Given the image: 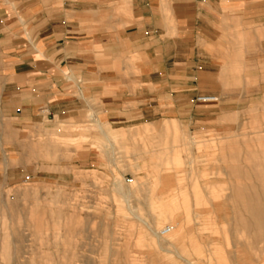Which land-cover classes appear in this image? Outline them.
I'll return each mask as SVG.
<instances>
[{
  "label": "rangeland",
  "instance_id": "1",
  "mask_svg": "<svg viewBox=\"0 0 264 264\" xmlns=\"http://www.w3.org/2000/svg\"><path fill=\"white\" fill-rule=\"evenodd\" d=\"M228 54L188 104L109 122L78 94L4 137L0 264H264V60Z\"/></svg>",
  "mask_w": 264,
  "mask_h": 264
},
{
  "label": "crops",
  "instance_id": "2",
  "mask_svg": "<svg viewBox=\"0 0 264 264\" xmlns=\"http://www.w3.org/2000/svg\"><path fill=\"white\" fill-rule=\"evenodd\" d=\"M223 47L231 64L264 60V0H0V143L78 94L109 122L188 104L196 65Z\"/></svg>",
  "mask_w": 264,
  "mask_h": 264
},
{
  "label": "built area",
  "instance_id": "3",
  "mask_svg": "<svg viewBox=\"0 0 264 264\" xmlns=\"http://www.w3.org/2000/svg\"><path fill=\"white\" fill-rule=\"evenodd\" d=\"M197 101H200V102H212V101H217V98L214 97V96H200V97H197ZM166 231H169V227H167L165 230Z\"/></svg>",
  "mask_w": 264,
  "mask_h": 264
},
{
  "label": "bare ground",
  "instance_id": "4",
  "mask_svg": "<svg viewBox=\"0 0 264 264\" xmlns=\"http://www.w3.org/2000/svg\"><path fill=\"white\" fill-rule=\"evenodd\" d=\"M218 99V98H217ZM166 229V227L162 228L160 231L157 232V235L160 237V238H163V236L165 235H171L173 232H174V226L170 225L169 226V231H164ZM161 234V235H160Z\"/></svg>",
  "mask_w": 264,
  "mask_h": 264
}]
</instances>
